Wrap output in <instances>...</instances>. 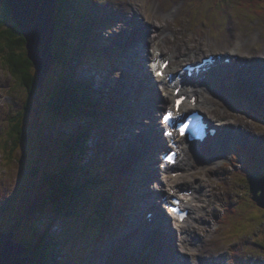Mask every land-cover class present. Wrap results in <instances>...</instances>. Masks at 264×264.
<instances>
[{
    "label": "rangeland",
    "instance_id": "obj_1",
    "mask_svg": "<svg viewBox=\"0 0 264 264\" xmlns=\"http://www.w3.org/2000/svg\"><path fill=\"white\" fill-rule=\"evenodd\" d=\"M152 1L153 5L154 2L156 3L157 10L162 11V17L167 9L175 11V15L169 18L171 21L167 25L172 39L176 37L178 42L182 41V37L192 40L202 39L203 49L210 47L214 50L220 45L218 39L221 37L217 38V35H221L224 30L245 26L255 29L251 33L255 40H248L254 42L255 45H251L248 49L254 50V47L264 46V20L251 16L253 13L249 11L241 12V9L235 6L239 3L236 0L226 8L215 7L216 0H149L150 4L147 6V10L151 9ZM144 3L145 0H88L85 4L81 0L77 2V7L82 9L81 15L88 19H81L77 14L78 25L73 26V30L81 38L97 37L93 39V42L99 45L101 51L96 48L98 57H89L83 62H78V65L71 64L72 74L78 80L87 83L94 92L104 91L106 93L107 91L104 90L108 88L106 85L111 89L114 88L115 83L111 81L120 79L121 75L127 71L129 63L124 56H120L119 49L112 50L111 47L114 48V43H118L119 39L123 40V25L127 24V21L129 22L127 17L122 16L121 7L125 6L126 13H129V7L132 9L134 6L143 11ZM4 6V0H0V20L4 17ZM212 7H214V11ZM84 8L88 9L91 16L102 18L103 22L98 23L96 18L84 12L86 11ZM218 12L222 17L217 15ZM181 23L182 30H179V34H172V28H178ZM162 24L165 23L162 22ZM10 27L11 25L6 29ZM95 30L96 35L93 33ZM243 41H247V39ZM233 47H236V42L233 43ZM108 53L119 56H116L114 60ZM209 53L211 52H207L206 56L210 57ZM212 55L216 54L212 53ZM73 58L77 61L83 60H79L77 57ZM3 62V58L0 59V232L7 233L14 228V240L20 244H35L38 238L46 234L47 240L51 242L50 249L56 248L55 258L59 264H112L114 255H120V260L115 264H165L164 257H171L170 251L176 254L173 255L174 262L168 264H230L229 255L236 256L239 264H264V209L257 207L252 201L249 185L245 183L249 176L250 179L254 175L261 179L264 177V158L256 164L254 170H250L248 175L239 172L243 164L252 159H242L239 164H235L237 166L234 168H228L224 164L231 160L229 156L236 146L245 148L250 153L256 152V155L264 151V109L252 106L251 101L248 99L246 101V98L237 100L238 94L235 92L242 89L231 88L232 113L241 115L250 127L259 129L263 133L256 134L248 130L249 133L257 136V140L249 141V139L245 140L246 132L236 136L232 127H225V133L221 132L213 140L214 144L220 145L222 157L218 161L219 163L211 165L213 161L202 158L203 164L200 163L198 166L194 163L195 167L190 175L184 180L176 182V185L181 189L188 188L187 186L191 187L193 183L201 184L209 196L214 195L212 189L217 188L219 189L217 193H220L222 199L220 205H217L212 197H208L206 202L199 203L198 200L190 202L202 210V218L192 219L191 223L185 226L194 227L190 231L193 234L194 242L188 245L191 251L183 250L182 244L178 240L176 249L165 248L164 252L163 248L155 249L150 240L144 243L143 248L136 250L134 247L135 237L142 238L143 236L136 233L131 240L132 244L129 241L128 244L124 243L127 235L135 232L130 220L134 213L129 208L123 211L124 202L130 199L128 195L133 196L134 199L129 206L133 205L135 208L142 201V195L149 191L155 195L149 198L151 201L162 205L163 200L159 196L156 197V194L160 193L155 187L157 186L156 182L153 181L156 178L145 185L143 180L136 177L133 171L131 172L132 163L125 164L128 154L123 151L124 143L122 142L131 139L125 132L130 131L132 135L139 134L141 130H134V126L143 128L147 126L149 120H145L146 118L141 115L140 120L143 118L144 123L139 118L136 123H130L128 118L133 116V111H136L137 108L135 105L128 107L124 105L123 98L112 89L120 106L119 109L110 113V116L106 118L107 122L103 125L93 124L89 119L63 121L51 114L49 107L53 88L57 86V80L63 78L60 68L52 64L44 84L41 85L37 80V89L34 95L29 96L19 81L10 75ZM32 70L37 79V71L34 67ZM65 79H68L66 75ZM90 82L92 85L89 84ZM211 91L213 93L214 89ZM106 94L104 98L95 95L103 101L105 106L106 102H109L106 100L107 96L112 95L111 93ZM148 94L150 95V93ZM152 101L154 102V99ZM153 102L145 103L146 107L149 108L148 105H152ZM235 102L239 104L241 112H238L239 108H234ZM139 103L143 102L140 100ZM149 109L155 111L154 107ZM223 109L230 111V105ZM249 110H251L252 116ZM204 117L208 122L213 123V116L209 113ZM18 120L26 136V141L15 148L9 147L8 145H11L17 137V133L15 138L10 137L9 133H12V126ZM125 126L128 130L122 132V127ZM100 128L102 129L100 130ZM117 128H120V131H116ZM82 133H87L88 138L84 141V150L79 152L78 158H74L71 155L74 150L72 139L75 135ZM125 137L126 140H124ZM64 154L67 156L63 160L61 155ZM75 161L78 166L85 168L84 175L90 172L89 169H92V174L95 175L99 171L95 162L100 161L101 170L105 172V179L109 186L105 188L106 191L103 194L102 192H93L89 195V200L93 199V195H95L96 203H90L92 204L90 210L84 208L86 214L92 215L93 210H95L94 213L99 211L103 198L111 199L113 197V201L115 198L120 201L118 204L114 203V209L109 214L111 225L104 230L93 229V232L86 230L83 228L86 219L76 220L73 217L58 219L54 210L46 202L49 190L44 183L45 177L59 174ZM117 163H120L123 168L119 169ZM153 166L155 167L156 163ZM201 167L203 171L200 170ZM117 169L123 174L121 183L115 177H121L117 174ZM69 173H74L76 177L80 175L72 170ZM135 181H141V185L144 186L142 188L136 186ZM160 183L164 184L163 181ZM118 184L119 189H117ZM40 191L42 192L39 193ZM206 206L207 209H205ZM144 210H147V206L144 207ZM207 211L210 217L205 216ZM79 213L83 214V210ZM119 217L120 219H118ZM172 226H175L174 220H172ZM205 226L209 227L208 231H204ZM160 228L162 227L158 228L159 231ZM245 242H248L249 245L246 246ZM168 245L174 246L170 243ZM127 247H129V251H127ZM153 249L156 250L153 253L154 256L148 254L142 259L145 263L133 261L134 257L142 254L143 251L153 252Z\"/></svg>",
    "mask_w": 264,
    "mask_h": 264
},
{
    "label": "bare ground",
    "instance_id": "obj_2",
    "mask_svg": "<svg viewBox=\"0 0 264 264\" xmlns=\"http://www.w3.org/2000/svg\"><path fill=\"white\" fill-rule=\"evenodd\" d=\"M144 4L145 5H142L143 11H141V9H139L138 7L134 6L132 7V9L131 7L128 8L129 13H126L125 6L121 7L122 16L127 17L129 19V22L127 21V24H124L122 29V32L128 35L127 42L123 41L122 44H125V48L127 49V51H130V53H132V58L130 61L132 62L130 74H126V76L129 78L128 81L131 85V89L129 91L121 90V92L127 94L128 102H131V105H135V107L137 108L136 111H133V116L128 118L129 122L133 124L136 123L138 121V118L140 120V117H142L141 115H144V117L148 118L145 120H149L147 134L144 130L145 127L141 129V136L139 134L132 135L130 134V131L125 132L126 134H129L128 137L131 138L130 140L122 142L124 143L123 151H125L127 154H131V157L125 162V164L136 163V167L132 166L131 170L135 172L138 177L150 176V178L143 180L146 182L145 185L149 181L156 178L153 181L156 182L157 186L155 187L160 192L156 194V197H161L163 202H165L171 197L169 192L170 190H168L169 187H171L173 193L178 194L180 198L183 199L182 207L189 211V216H191V220L200 219L202 218V210L193 206L194 204H190L191 198L186 197L184 199L183 197H181L184 196L183 192L185 191L180 190V187L176 185V182L184 180L188 175H190V172L194 170V163H196V161L201 162V160L199 159L200 157L198 156V152L194 149L189 152L181 151V159L175 165L174 168H166L163 171L158 170L156 168L155 170H151V163L154 162L156 156L158 158V153L163 152L166 147V141H164L163 134H161V132L165 131L166 129L160 125V122L156 121V118L161 111L165 113L166 111H169L170 108H172V106L174 105V100L176 99V97L174 96V91L180 88V94L178 95V97L181 95H185L189 98V102L181 108L180 112L195 111L201 112L205 116H207L209 113V115L213 116V123H211L210 127L211 129H217V135H219V133L221 132L225 133V127H232L235 131L236 136L240 133L246 132V140L256 139L257 136L252 135L248 132V130L256 134H260L263 132L259 129L250 127L243 120L241 115H236L232 113L233 99L231 98L230 93L232 90V86H234L242 89L241 91L243 93L245 92L247 95H252L253 97H256L258 96L256 95V89H260L256 88V85L259 84L260 86H262L263 89H260V94H263L264 46L258 48L254 47V50L248 49L251 45H255L254 42L248 41L255 40L251 34L255 31V29L249 27L247 28L245 26H241L238 29L232 28L231 30H224L221 35H217V38L221 37L222 39H218L220 45L217 46L214 50H212V48L210 47L203 49L204 45L202 39L192 40L191 38L182 37V41L178 42L176 40V37L172 39V36L168 31L167 25V23L171 21V19L169 18L175 15V11H168L167 9L164 17H162V11L157 10L155 2L153 5L152 1L150 10H147V6L150 4L149 0H145ZM259 18L261 20H264L263 17ZM162 22L165 24L163 25ZM179 30H182V23L178 25V28L173 27L171 33L178 35ZM93 33L96 35V30L93 31ZM244 39H247V41H243ZM176 42L177 44H175ZM235 42L236 47H233V43ZM171 47L173 48L170 50ZM96 48L101 51L99 45H97ZM111 49L113 50L116 48L111 47ZM207 52H211L209 54L213 53L219 55L220 57V59L215 58L216 64L213 73L208 75L209 79H214V73H216L217 77L215 79H217V83H215L214 86L210 84L205 88L194 87L189 85L186 80V72H182L183 68L186 67L183 64H185L186 62H189L190 64L198 62L201 60V55H203V59H208V56H206ZM167 60L170 61V64L165 72L166 76L163 80L149 77L147 72L150 75L151 72H154V74L156 73V71H154V67L157 61L164 62ZM225 60H229L231 65L225 64ZM161 65L162 64L158 65V70L160 69ZM202 83L203 82H201L200 84ZM219 83H221V86ZM225 85L227 87H225ZM119 87L121 88L122 86L119 85ZM213 89L214 92L212 93L211 90ZM151 90L153 91V93H155V95H152V93H150ZM148 93H150V95ZM193 98L195 99L194 103L190 101ZM152 99H154V102L152 101ZM140 100L143 103H139ZM151 102H153L152 105L148 106L149 108L154 107V112L151 111V109L147 108L145 105V103L147 104ZM254 102L257 103L255 100ZM227 105H230V111L223 109V107H227ZM261 105L264 106V102ZM240 110L241 108L238 109V112H240ZM140 121L144 123L143 118ZM154 127L158 128V132L156 134ZM126 129V126L122 127V132L126 131ZM134 130L138 131L140 130V128L134 126ZM116 131H120V128H117ZM175 132L179 139L183 140L186 143H189V137L184 132L181 133L178 132V130H175ZM155 138H157V141L155 140ZM195 145L199 151H206L205 145ZM160 146L162 148V151H159ZM172 150L174 151V149ZM219 154L220 152L214 156L217 157L219 156ZM221 157L222 155L220 154V158ZM206 158L210 161H213L210 155ZM216 163H218V161H213L211 162V165H214ZM119 166L121 169L123 168L121 164H119ZM156 166L159 165L156 164ZM200 170L203 171V168L201 167ZM179 171L182 174L178 175ZM162 172L165 175L164 178L162 176ZM186 172L187 174H183ZM169 173H175L176 176L173 178L172 175H168ZM160 181H163L165 185L160 183ZM187 187L190 188L189 186ZM218 190L219 189L217 188H213L212 192H214V195L209 196L204 191L203 187H201L199 190L195 191V193L199 194L197 200L199 201V203L206 202L208 197H212V199L217 202V205H220V201L222 199L220 193H217ZM151 195L155 196L154 194ZM162 207L159 206L158 208L157 204L151 205L149 207V210L147 211L148 213L155 210L157 213L156 221L159 222L158 228L162 227L160 228L159 234H162V236L164 237L163 241L161 242V245L163 244L162 251L164 252L165 248L169 249L170 247L176 249V243L174 242H176L177 240L182 244L183 250L191 251L188 248V245L194 242V239L192 238L193 234L190 232L194 227H178L177 224H175L177 227L170 226V220L172 219L167 215V213L162 209ZM112 209H114V207ZM205 209H207V206L205 207ZM131 211L136 210L131 209ZM192 215H194L195 217L193 218ZM205 216L210 217L208 211ZM130 220H134V217H131ZM161 220L163 221V223H161ZM175 221L177 223L178 219H176ZM145 226V231L148 232V226ZM178 230H180V234L176 233ZM208 230L209 227L205 226L204 231ZM131 238V235H127V238H125L124 243L128 244V241H131ZM143 243L144 240L138 237V242L134 246L135 248L141 249L143 248ZM169 243L173 244L174 246H169ZM170 254L171 257H164L163 262L165 264L174 262L173 255L176 253H172L170 251Z\"/></svg>",
    "mask_w": 264,
    "mask_h": 264
},
{
    "label": "trees",
    "instance_id": "obj_3",
    "mask_svg": "<svg viewBox=\"0 0 264 264\" xmlns=\"http://www.w3.org/2000/svg\"><path fill=\"white\" fill-rule=\"evenodd\" d=\"M79 1L80 0L57 1V32L52 47L54 56L53 65L61 69L63 78L57 80L58 84L53 88L52 100L49 107L51 114L63 121L89 119L93 124L101 126L107 122L106 118L110 116L112 111L108 112L105 110L103 108V101L97 99L95 92L92 91L87 83L78 80L72 74L71 64L78 65V62H83L89 57H98V51L96 49L97 44L93 42V39L97 37L92 36L90 39H88V37L81 38L73 30V26L78 25L77 14L81 19H88L81 15L80 11H82V9L77 7V2ZM81 1H83L84 4L88 2V0L85 2L84 0ZM232 1L234 3L235 0H216L214 5L215 7L220 6L226 8ZM236 1L239 3L238 5H234L241 9V12L249 11L253 13L251 14L253 17L264 18V0ZM4 5V17L0 20V59L3 58L4 66L7 67L10 75L19 81L20 85L28 92L29 96H32L37 89V79L32 70V62L27 56L26 40L21 30L14 23L11 11L5 0ZM85 10L84 12L90 15L88 9ZM217 14L220 13L218 12ZM91 17H95V15ZM9 25H11V27L6 29ZM3 54L4 57H2ZM73 57L83 60L77 61ZM65 75L68 79H65ZM15 123L16 124L12 126V133L10 132L11 135L9 133V136L15 138V134L17 133V137L12 141L11 145H8L14 148L26 141V136L21 128L19 120ZM101 129L102 128H100V130ZM87 138L88 134L82 133L75 135L72 139L74 142V150L71 152V155H73L74 158H78L79 152L84 150V141ZM237 151L238 153L233 154L234 165L241 159V155H244L242 158L244 160H251L253 157V154L247 153L244 148H237ZM260 154H264V151L260 152ZM84 155H86L85 152ZM66 156V154L61 155L63 160ZM259 158H261L260 155ZM95 164L96 167L99 168V171L95 175L92 174V169H89L90 172L84 175L85 168L78 166L75 161L69 168L62 170L56 175H47L44 180L46 188L49 190L46 202H48V206L54 210L56 218L69 219L73 217L76 218V220L86 219V224L83 228L92 230L91 232H93V229L96 231H99V229L104 230L111 225L109 214L114 207V203L118 204L120 202L117 198L113 201V197H111V199L103 198L99 211L94 213L95 210H93L92 215L85 213L86 211H84V208L90 210V205H92L90 203H96L94 199L95 195H93V199L88 201L89 195L93 194V192H102L103 194L106 191L105 188L108 187L104 175L105 172L101 170L100 161H96ZM71 170L80 174L79 177H76L74 173H69ZM244 170L247 169L244 168ZM116 180L120 181L118 176H116ZM121 182L122 179L120 183ZM245 183L247 185L250 184L248 179ZM38 187L40 188L41 186ZM117 189H119V184ZM110 190L113 189L110 188ZM41 192L42 191L39 193ZM81 210H83V214L79 213ZM29 212L31 213L32 210ZM13 230L15 229L13 228L11 231ZM47 239V235L44 234L43 237L37 239L35 244H23L26 248L30 249L27 256H30L31 264H59L55 258L56 248L51 250V242ZM245 245L248 246L249 244L247 243ZM238 262L236 256L230 261L231 264H239Z\"/></svg>",
    "mask_w": 264,
    "mask_h": 264
},
{
    "label": "water",
    "instance_id": "obj_4",
    "mask_svg": "<svg viewBox=\"0 0 264 264\" xmlns=\"http://www.w3.org/2000/svg\"><path fill=\"white\" fill-rule=\"evenodd\" d=\"M14 23L26 40L28 58L37 71L41 85L46 80L54 56L52 52L57 26L56 10L58 0H5ZM38 42V43H36ZM250 183L252 201L264 209V178L254 175ZM13 231L0 232V264H31L30 251L14 240Z\"/></svg>",
    "mask_w": 264,
    "mask_h": 264
},
{
    "label": "clouds",
    "instance_id": "obj_5",
    "mask_svg": "<svg viewBox=\"0 0 264 264\" xmlns=\"http://www.w3.org/2000/svg\"><path fill=\"white\" fill-rule=\"evenodd\" d=\"M57 14V13H56ZM56 29H57V26H56ZM55 32H56V30H55ZM88 85V84H87ZM89 86V85H88ZM247 151V153H250L248 150H246ZM253 155L254 154H256V152L255 153H252ZM244 160V159H243ZM247 163H250V162H247ZM119 168H120V166H119ZM248 175V174H247ZM264 178V177H263ZM262 178V179H263ZM258 180H260L261 178H257ZM248 180H249V183H250V176H249V178H248ZM109 187V186H108ZM249 193H250V184H249ZM251 194V193H250ZM252 196V195H251ZM251 199H252V197H251ZM255 203V202H254ZM256 204V203H255ZM257 205V204H256ZM10 232V231H9Z\"/></svg>",
    "mask_w": 264,
    "mask_h": 264
},
{
    "label": "snow or ice",
    "instance_id": "obj_6",
    "mask_svg": "<svg viewBox=\"0 0 264 264\" xmlns=\"http://www.w3.org/2000/svg\"><path fill=\"white\" fill-rule=\"evenodd\" d=\"M166 120H167V118H166ZM181 133H183V129H181Z\"/></svg>",
    "mask_w": 264,
    "mask_h": 264
}]
</instances>
